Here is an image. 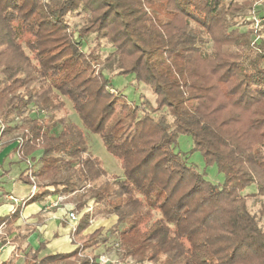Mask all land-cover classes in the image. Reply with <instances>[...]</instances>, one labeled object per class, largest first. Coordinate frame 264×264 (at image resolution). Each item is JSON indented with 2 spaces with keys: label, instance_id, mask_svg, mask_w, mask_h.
<instances>
[{
  "label": "trees",
  "instance_id": "trees-1",
  "mask_svg": "<svg viewBox=\"0 0 264 264\" xmlns=\"http://www.w3.org/2000/svg\"><path fill=\"white\" fill-rule=\"evenodd\" d=\"M243 4L0 0V151L10 146L25 164L19 178L31 191L22 205L76 192L77 212L92 200L117 217L71 253L40 257L43 248H31L23 264H89L93 256L81 250L114 237L120 259L136 264H264V20L258 39L255 28L234 26ZM81 9L85 22L72 29L69 15ZM91 34L95 44L85 51ZM106 45L113 50L103 58ZM113 57L116 73L152 89L155 106L144 95L139 105L130 102L111 86L100 66ZM66 99L100 134L123 178L107 172L84 129L62 115ZM17 130L19 139L8 137ZM182 134L224 182L175 150ZM252 184L256 191L244 194ZM248 197L261 198L258 212ZM22 205L0 217L7 225L0 248L25 237L7 238ZM92 215L83 212L80 229Z\"/></svg>",
  "mask_w": 264,
  "mask_h": 264
},
{
  "label": "rangeland",
  "instance_id": "rangeland-1",
  "mask_svg": "<svg viewBox=\"0 0 264 264\" xmlns=\"http://www.w3.org/2000/svg\"><path fill=\"white\" fill-rule=\"evenodd\" d=\"M234 1L240 4L247 3L246 5L243 4L244 7L237 11V16L232 20L235 23L234 26L240 28L243 31L247 30L248 28H255L252 38L258 39L257 32L263 27L264 0H234ZM86 14H88V12H85L81 9L80 13L77 12L72 15L71 14L69 15L68 21L72 29H78L84 24ZM28 38H30V35L26 34L24 39H28ZM94 44H95L94 35L91 34L89 37L86 38L83 48L85 51H89ZM210 49H211V43L207 47L208 51ZM112 50L113 48H111L110 45H106V47L102 49V57L105 58ZM116 61L117 59L113 57L109 63L104 62L100 66L103 69V71L106 73L107 78H109L111 86L115 90L121 91L124 95H126L127 99L130 102H133L139 105L142 102L143 95H144L146 100L155 106L156 105V95L152 92V89L148 85L142 82H138L135 76L132 74L123 75V74L116 73L117 71L116 66H115ZM162 112L167 113L166 108H162L161 113ZM32 115L34 116L36 114L32 113ZM62 115H65L69 120H71L72 122H74L75 124H77L78 126L84 129L90 151L103 161V164L107 172L109 174H116L119 176V178H123L124 172L120 166L119 161L106 149L100 134L95 133L84 126L80 118V115L77 113V111L72 106L71 101L68 99H66V108L62 112ZM13 122L14 123L20 122L19 118L16 117ZM20 136H21V130H17L15 132L12 131L8 137L11 139L17 140L20 138ZM0 143H1V140H0ZM175 150L180 152L181 154H184L185 157L188 158V161L194 164L199 171L205 173L206 177L212 182L214 183L224 182V175L223 173H219L217 166L207 165L202 153L199 151L193 150V140L190 136L183 135V134L180 135L178 137ZM10 154H11V157L14 155L12 151H10ZM5 167H6L5 170L8 171V164H6ZM14 169L16 168L13 167V170ZM16 171H19V170L16 169ZM1 175L2 174L0 172V177ZM5 179L6 178H4V180ZM1 185H3L5 189H8V187L11 186V184L7 183L6 181H0V194L3 193V187H1ZM256 188H257L256 185L252 184L245 189L244 194L255 192ZM27 190L28 189H25V191ZM11 200L16 202V199H11ZM55 200H57L58 203L57 205H54L53 208L61 206V205H64L65 207H67V215L65 217V220L68 222V224L71 225V238L74 242H77V247L78 246L80 247L81 245L85 244V241L87 240L89 236V233H88L89 231L93 233L97 230H101L104 234L107 232L108 228L111 227L115 223L116 218H117L115 215L106 217L104 209L100 206H96L92 200L88 202L87 206L82 211L77 212L74 209L75 205L79 201L78 193L76 192L71 193L69 195L68 194H57L53 198V201ZM261 203H262L261 198L248 197L247 199L248 207L252 212H258L261 206ZM71 210L76 212L78 216V221L74 225L72 224V222L70 221L68 217L69 212ZM86 211H89L91 214H93L88 223V225L91 226L88 232L82 231L84 228H82V230L79 228V222L82 217V214L83 212H86ZM5 226L6 224H1L0 229L3 231L5 229ZM118 247H119L118 238L114 237L113 240L107 243H104V242L100 243L96 248L89 247V248H86L85 250H81L80 254H85L88 252L90 253L91 257L93 256L90 259L89 264H93V261L95 260L99 264L98 260H100L99 258L101 255L105 256L104 259L106 262H104L103 264H136V263H133L131 259H128L126 261L121 260L119 257ZM144 264H151V263L146 262Z\"/></svg>",
  "mask_w": 264,
  "mask_h": 264
},
{
  "label": "crops",
  "instance_id": "crops-1",
  "mask_svg": "<svg viewBox=\"0 0 264 264\" xmlns=\"http://www.w3.org/2000/svg\"><path fill=\"white\" fill-rule=\"evenodd\" d=\"M10 151V146L0 151V172L2 174L0 181L11 184L8 189L1 185L3 193L0 194V217L12 213L16 207L22 205L31 190V185L19 178L25 164L19 162L16 154L11 157ZM6 164H8V171L5 170ZM13 167L19 171L13 170ZM25 189L28 190L25 191ZM54 196L49 195L44 200L34 201L20 207V217L15 221L16 232L8 235L7 238L18 233L26 235L19 242H8L0 248V262L10 259L15 264H23L25 263V252L31 248L42 247L40 257L49 253L69 254L77 248V242L71 238V225L65 220L67 207L61 205L53 208L51 202ZM10 198L16 199V202ZM90 227L88 225L84 228L85 230H81L88 232ZM6 229L7 225L3 231L0 229V234H4Z\"/></svg>",
  "mask_w": 264,
  "mask_h": 264
},
{
  "label": "built area",
  "instance_id": "built-area-1",
  "mask_svg": "<svg viewBox=\"0 0 264 264\" xmlns=\"http://www.w3.org/2000/svg\"><path fill=\"white\" fill-rule=\"evenodd\" d=\"M33 180H34V178H33ZM37 189V185L34 183L33 184V186H32V191H35ZM57 203H58V201L57 200H55V201H52L51 202V205H57ZM69 219H70V221L72 222V224L74 225V224H76V222L78 221V216H77V214H76V212H74L73 210H71L70 212H69ZM105 256L104 255H101L100 256V260H98V262H99V264H103L104 262H106L105 261Z\"/></svg>",
  "mask_w": 264,
  "mask_h": 264
}]
</instances>
